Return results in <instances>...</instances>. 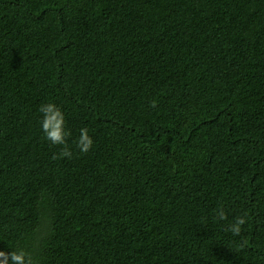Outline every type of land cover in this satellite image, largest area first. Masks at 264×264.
Wrapping results in <instances>:
<instances>
[{"label":"trees","instance_id":"obj_1","mask_svg":"<svg viewBox=\"0 0 264 264\" xmlns=\"http://www.w3.org/2000/svg\"><path fill=\"white\" fill-rule=\"evenodd\" d=\"M21 249L264 264V0H0V251Z\"/></svg>","mask_w":264,"mask_h":264},{"label":"clouds","instance_id":"obj_2","mask_svg":"<svg viewBox=\"0 0 264 264\" xmlns=\"http://www.w3.org/2000/svg\"><path fill=\"white\" fill-rule=\"evenodd\" d=\"M152 107H156V103L153 102ZM39 111L43 114L41 120V128L44 137L54 145H61V151L57 158H71L72 151L68 147V138L71 135L66 130V119L63 111L54 103L42 104ZM94 141L89 134L87 128L80 129V136L75 142L76 147L83 153H87L91 150ZM218 220H227V214L221 207L216 214ZM246 216H238L235 218V222L228 229L233 235L239 236L241 234L242 227L246 223ZM0 264H37L33 259L32 254L21 249L6 253L0 251Z\"/></svg>","mask_w":264,"mask_h":264}]
</instances>
